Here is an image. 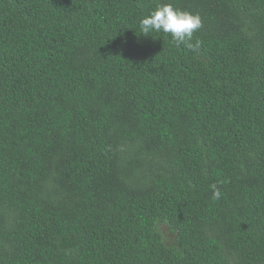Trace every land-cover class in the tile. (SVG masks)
I'll return each instance as SVG.
<instances>
[{"label":"trees","instance_id":"trees-1","mask_svg":"<svg viewBox=\"0 0 264 264\" xmlns=\"http://www.w3.org/2000/svg\"><path fill=\"white\" fill-rule=\"evenodd\" d=\"M0 264H264V0H0Z\"/></svg>","mask_w":264,"mask_h":264},{"label":"clouds","instance_id":"clouds-1","mask_svg":"<svg viewBox=\"0 0 264 264\" xmlns=\"http://www.w3.org/2000/svg\"><path fill=\"white\" fill-rule=\"evenodd\" d=\"M201 27L202 21L198 14L174 8L170 3L160 4L140 21V30L143 35L147 36L151 32L170 34L177 46L184 44L191 50H196L200 46L199 40L195 44L191 41L194 32ZM219 197V190L213 186V198Z\"/></svg>","mask_w":264,"mask_h":264}]
</instances>
